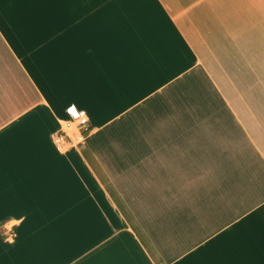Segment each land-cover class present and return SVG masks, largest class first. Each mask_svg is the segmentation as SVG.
Here are the masks:
<instances>
[{
    "label": "crops",
    "instance_id": "obj_1",
    "mask_svg": "<svg viewBox=\"0 0 264 264\" xmlns=\"http://www.w3.org/2000/svg\"><path fill=\"white\" fill-rule=\"evenodd\" d=\"M0 264H264V0H0Z\"/></svg>",
    "mask_w": 264,
    "mask_h": 264
},
{
    "label": "built area",
    "instance_id": "obj_2",
    "mask_svg": "<svg viewBox=\"0 0 264 264\" xmlns=\"http://www.w3.org/2000/svg\"><path fill=\"white\" fill-rule=\"evenodd\" d=\"M94 125L84 111L73 112L69 118L58 119L52 140L60 151H68L82 145L92 134Z\"/></svg>",
    "mask_w": 264,
    "mask_h": 264
}]
</instances>
